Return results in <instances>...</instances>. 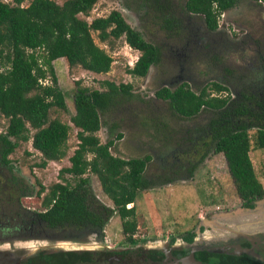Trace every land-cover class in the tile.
Wrapping results in <instances>:
<instances>
[{"label": "trees", "instance_id": "16d2710c", "mask_svg": "<svg viewBox=\"0 0 264 264\" xmlns=\"http://www.w3.org/2000/svg\"><path fill=\"white\" fill-rule=\"evenodd\" d=\"M23 1L0 0V118L7 120L4 133L0 134V177L4 179L0 185V218L16 228H26L33 236L55 240L88 233L98 234L101 238V229L115 213L122 221L123 234L130 241L135 230L134 207H125L133 205L138 192L170 184L173 179L165 175H158L155 180L145 178L143 173L150 160L148 156L127 160L112 156L109 149L115 140L121 139L120 133L104 144H100L95 136L100 128L99 114L108 111L120 98H129V85L115 86L104 82L107 90L99 92L88 91L74 83V113L69 120L79 130L76 135L78 145L68 159L70 166L59 171L60 175L72 177L74 183L71 185L64 180L62 184H52L42 199V211L30 212L19 205V198L39 196L43 188L39 185L34 193L31 185L13 174L7 156L18 143L28 141V129H31L34 131L31 147L43 158L35 167L43 169L45 161L63 158L69 128L58 120L48 121L51 108L66 110L52 62L61 58L68 68L78 66L93 74L107 73L111 57L94 45L91 32L97 33L99 41L109 44L110 40L122 38L127 47L139 52L132 68L126 72L136 78H144L149 68L157 64L158 49L142 38V35L147 37L145 27L141 35L129 27L117 11L96 18L90 24L77 18L79 14L87 16L97 0H67L59 6L51 0H31L26 7H21ZM238 1L184 0L181 6L178 0H127L126 3L127 7L141 9V17L147 18V23L158 27L165 38H172L173 35L180 36L177 33L178 28L181 29L178 16L198 18L204 30L215 33L217 18ZM250 1L264 3V0ZM257 58L263 63L257 64L262 73L264 61L260 52ZM223 71L228 75L235 73L230 69ZM262 78L261 75L258 80ZM255 81L241 85L238 93H234L236 99H230L229 95L210 97V92H227L226 87L219 84L204 87L197 95L184 86L154 92L156 99L167 102L169 109L182 118L204 112V124L195 128L202 132L199 137L204 138L202 153L190 164L185 179L191 178L197 165L207 156L221 154L242 209H252L254 202L264 197L248 157L250 130L255 132V148L264 149V87H256ZM85 155L91 158L87 160ZM86 172L95 175L102 194L111 201L113 209L94 198L88 179L83 177ZM191 237L188 233L184 239L190 241ZM92 256L89 251L39 250L26 262L93 264ZM204 262L249 264L234 256L205 251Z\"/></svg>", "mask_w": 264, "mask_h": 264}, {"label": "rangeland", "instance_id": "374dc122", "mask_svg": "<svg viewBox=\"0 0 264 264\" xmlns=\"http://www.w3.org/2000/svg\"><path fill=\"white\" fill-rule=\"evenodd\" d=\"M30 1L24 0L21 7H26ZM51 1L59 6L67 0ZM126 1L97 0L87 16L79 14L77 18L90 24L96 18H103L111 11H117L129 27L141 35L142 29L146 28L147 32L145 31L144 34L147 37L142 35V38L157 47L158 62L149 68L144 78L130 76L126 72L132 68L139 57V52L127 47L122 38L110 40L111 44L101 42L94 32L90 33L94 45L112 60L107 73L93 74L78 66L68 68L61 58L52 62L57 86L64 94L66 110L51 108L48 111V121L58 120L69 128L64 156L58 161H45L43 169L35 167L43 158L31 147V137L34 133L31 129H28V141L18 143L13 152L7 156L13 174L31 185L34 193L39 189V185L43 188L39 196L33 194L31 197L19 198V205L28 211H42V199L47 195L52 184H62L64 180L71 185L74 183L69 175L59 174L61 169L70 166L68 159L78 145L76 135L79 130L69 120L74 113L72 105L74 83H78L80 88L88 91L99 92L107 90L102 84L104 82L115 86L120 84L130 86L129 98H120L115 105L109 107L108 111L99 114L100 128L95 136L100 144H104L120 133L121 139L114 141L109 153L124 160L148 156L150 160L145 166L143 175L149 179L158 175L172 176L169 169L177 164L175 159L179 160L178 165L185 161V149L182 146V140H185L184 130L190 131L193 125L195 128H200L206 119L204 112H199L191 118H182L174 114L167 102L154 97L156 90L164 87L172 91L178 84L168 82L176 77L180 68L189 70V78H183L182 82L187 80L188 84L185 88H189L188 90L195 95L201 87L209 88L211 84H220L219 80L225 76L223 69L235 70V73L228 75V80L232 84L237 77L238 82L239 80L241 82L240 85L245 84L244 77L247 80L255 78L256 52L259 50L264 52V3L239 0L234 7L217 18L215 33L204 34L202 21L193 17L190 26L198 28L199 34L197 37L191 35V39L187 30L181 25V29L178 28L179 35L187 36L196 44L192 56L184 41L165 38L164 32L147 23L149 22L147 18L141 17L143 14L141 9L127 7ZM183 1L178 0L180 6ZM180 46L185 47L178 48ZM170 47L177 49L175 50L177 56L175 53L168 54ZM46 82L49 84L48 80ZM228 88L233 93L232 85ZM211 95L215 94L212 92ZM222 95L224 96L225 93L219 96ZM6 126L7 120L0 118V134L4 133ZM248 135L250 140L248 157L255 177L264 191V149L255 148L254 130H250ZM85 158L89 160L91 156L85 155ZM161 170L165 172L161 173ZM83 177L88 179L94 198L103 206L113 209L111 201L102 194L95 175L86 172ZM3 181L4 179L0 177V185ZM132 206L135 222L133 239L140 241L139 244L151 247H157L160 241L168 240L173 236L179 239L181 233L192 230L195 232L192 241L195 249L217 250L228 246L232 241H237V239L231 242L228 240V237L232 236L231 229L248 234L264 231V205L253 213L244 214L237 211L241 209V201L235 194L221 154L207 156L197 165L189 179L176 180L170 184L154 186L138 192L133 205L129 204L125 208ZM121 222L117 214L113 213L103 227L102 238L88 233L80 237H71V240L75 239L73 242L82 245L87 244L95 251L108 252L112 246H125ZM200 227L203 228L202 232L199 231ZM29 233H22L24 235L16 239L14 245L18 252L17 256H26L38 249L70 250L73 249L70 244H75L67 239L58 241L32 238L29 237ZM143 239H147L148 242L141 243Z\"/></svg>", "mask_w": 264, "mask_h": 264}, {"label": "flooded vegetation", "instance_id": "af4514ba", "mask_svg": "<svg viewBox=\"0 0 264 264\" xmlns=\"http://www.w3.org/2000/svg\"><path fill=\"white\" fill-rule=\"evenodd\" d=\"M177 11H175L176 13ZM177 15V14H176ZM178 18L181 20V25L182 28L186 29L189 37L192 39L193 37H197L199 34V30L198 28L195 27H191L190 23H191V19L193 18H188V17H183V16H178ZM180 25V27H181ZM188 28V29H187ZM203 30H204V25H203ZM211 34L208 33L206 30L204 31V34ZM178 33V32H177ZM219 34V33H216ZM192 35V36H191ZM173 38H177L180 40V42L184 41V45L187 47L188 51L191 53V55H194V48L196 46V44H194L193 41H190V39L186 36H176L173 35ZM193 45V46H192ZM185 46H180L178 48H184ZM192 46V48L190 47ZM170 50V52H169ZM167 52L168 54H172L175 53V50L177 51V49H174V47H170ZM261 55L262 60L264 61V52L263 50H259L256 52V59H257V64H261V61H258L257 58V53ZM175 55L177 56V53H175ZM263 64V63H262ZM264 69V66H263ZM260 67L257 66L254 69L255 74V78L252 80H247L246 77L244 80V83L246 84L247 82H251V81H255V86L259 87L260 89L264 87V70L262 73H260ZM257 71V72H256ZM177 75L174 79H170V81L168 82L169 84L171 83H177L178 85L173 87L174 89H177L180 86H184L188 84V81L185 80L184 82H182L183 78H189L190 72L185 71V68H180V70H177ZM225 76L220 79V84L223 87H226L227 92H221L220 94L225 93V95L223 96H219L220 94H214L215 95H211L210 97H214V98H223L227 95H229L230 99H236V95L234 93H238L239 88H240V80L238 82V77L234 78L235 82L234 84H232L229 80H228V74L226 72H224ZM262 75V79L258 80L259 77ZM238 84V85H237ZM232 85V89L233 93L230 92L228 86ZM235 85H237V87H235ZM187 86V85H186ZM164 88V87H162ZM161 89V88H160ZM158 89V90H160ZM189 89V88H188ZM204 89L203 87L200 88ZM199 90V91H200ZM157 91V90H156ZM212 93V92H211ZM210 93V94H211ZM173 112V111H172ZM174 113V112H173ZM176 114V113H174ZM178 115V114H176ZM202 125V124H201ZM185 131V136L183 137L185 140H182L183 143V147L185 149V161L184 163L179 164V160L175 159L176 161V165L175 167H170V174L172 173V179L173 182H175L176 180H185V177L187 176V170L190 166V164L195 163L197 159H195V157L199 156L202 153V147H203V139L204 138H200L199 136H202V132L199 131L197 132L195 130V126L193 125L191 127L190 132H188V130ZM174 131H172L173 133ZM188 135V138H187ZM198 140L200 141V143H198ZM200 144L199 146L197 144ZM188 155H187V154ZM177 158V157H176ZM195 160V161H194ZM173 168V170L171 169ZM168 171V170H166ZM165 172L164 170H161V173ZM152 180H155L156 178L150 177ZM149 178V179H150ZM22 208V207H21ZM24 209V208H23ZM26 210V209H25ZM32 212V211H30ZM106 225V224H105ZM104 225V226H105ZM103 226V227H104ZM31 230V227L29 228ZM203 228L200 227L199 231L202 232ZM27 230L26 228L18 227L16 228V225H13L12 223L7 222L6 220H2L0 218V264H31V263H27L26 261L34 256L36 254L37 251H45L48 249H38L36 251H34L33 253H28L26 256H17L16 254L18 253L16 250V247L14 245L16 239H20L19 236H23L24 234H26ZM103 228L101 229V234H99V236H101V238L103 237ZM24 233V234H22ZM29 233V232H27ZM192 234L191 240L190 241H186L184 238L187 237V235ZM195 232L194 231H185L184 233H181L179 235V239L176 237H170L168 240H164V241H160V243H158L157 247H151L150 245H143V244H139L140 241H136L135 239H133V236H131V240L129 241L127 239V237L125 236V246L122 247H115L112 246V249L108 252H104V251H95V250H89V252H91L93 254V264H181L182 261H184L185 259H187V257L189 256V252H190V246L192 245V241L195 237ZM89 234H93L94 236H98V234L95 233H89ZM85 235V234H84ZM29 237L32 238H38V239H43L41 237H37V236H33L32 232L29 233ZM148 242L147 239H143L141 241V243H145ZM231 242V241H230ZM8 244V245H7ZM204 251L207 253H211V254H218V255H229V256H234L237 257L239 259H244L246 260L249 264H264V237H262L261 235L257 236L256 238L252 239L251 241H246L245 239H237V241H232L228 246L226 247H222L221 249H217V250H209V249H198L196 251L192 252V257L193 260L195 262L201 263V264H210V263H206L204 262ZM198 253H202V255H198ZM25 261V263H24Z\"/></svg>", "mask_w": 264, "mask_h": 264}, {"label": "water", "instance_id": "95a60500", "mask_svg": "<svg viewBox=\"0 0 264 264\" xmlns=\"http://www.w3.org/2000/svg\"><path fill=\"white\" fill-rule=\"evenodd\" d=\"M262 205H264V197L260 200H257L254 202V207L252 209H238L237 211L240 212H244V214H247V213H250V212H255L257 211L260 207H262ZM228 216V215H227ZM230 216H233V215H230ZM223 217V216H222ZM225 217V216H224ZM232 231L230 232V234L232 236L228 237V240L232 241L234 239H245L246 241H251L252 239L256 238L257 235H264V231H258V233L254 232V233H247V232H244V231H241V230H235V229H231ZM80 237V236H78ZM67 238H57L58 241H66ZM75 239H67V241H71L73 242ZM75 244H70L71 246H73V249H70V250H63L61 249L60 251H89L91 250L90 247L87 245V244H84L82 245L81 243H76V242H73ZM190 252H189V256L187 257V259H185L184 261H182L181 264H201V263H198V262H195L193 260V257H192V252L193 251H196L197 249H195V246L191 245L190 246ZM194 248V249H193Z\"/></svg>", "mask_w": 264, "mask_h": 264}]
</instances>
